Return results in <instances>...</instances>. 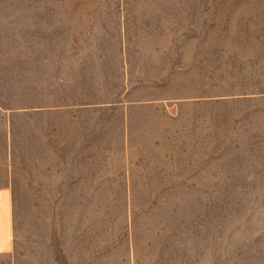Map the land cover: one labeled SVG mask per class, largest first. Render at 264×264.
Listing matches in <instances>:
<instances>
[{"label":"crops","instance_id":"0c3cea01","mask_svg":"<svg viewBox=\"0 0 264 264\" xmlns=\"http://www.w3.org/2000/svg\"><path fill=\"white\" fill-rule=\"evenodd\" d=\"M0 264H264V0H0Z\"/></svg>","mask_w":264,"mask_h":264},{"label":"rangeland","instance_id":"374dc122","mask_svg":"<svg viewBox=\"0 0 264 264\" xmlns=\"http://www.w3.org/2000/svg\"><path fill=\"white\" fill-rule=\"evenodd\" d=\"M4 43V42H2ZM11 44L12 42H6ZM159 46L162 47L165 45L167 42H158ZM207 47L209 48V45H212V42H206ZM184 42L175 41V42H168V47L169 49L174 50V66H175V84H174V91L170 90L171 92H174V96L176 100L181 99L182 97V75H183V61H184ZM197 42H187L186 43V50H192L195 48ZM195 45V46H194ZM188 54V53H187ZM11 59V58H4V60ZM14 63L17 60H21V58H12ZM21 65V64H20ZM5 66V65H4ZM20 69V68H19ZM21 70V69H20ZM16 97L21 99V81L16 83ZM170 94V93H169ZM176 111L181 112V108H178ZM181 148V146H180ZM181 159V158H180ZM181 161V160H180ZM178 162V161H177ZM178 174L181 175V170H177ZM169 201H168V207L169 208H174L175 210V225L176 229L179 230L181 229L182 225V209H183V197H182V184H181V179L179 177H176V184H175V191L174 195L169 194ZM160 205L159 207L165 208L166 202H159ZM176 230V231H177Z\"/></svg>","mask_w":264,"mask_h":264}]
</instances>
